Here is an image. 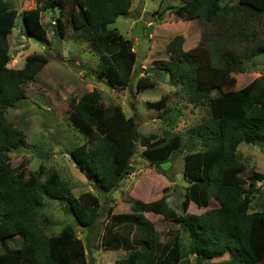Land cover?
Masks as SVG:
<instances>
[{"label":"trees","instance_id":"1","mask_svg":"<svg viewBox=\"0 0 264 264\" xmlns=\"http://www.w3.org/2000/svg\"><path fill=\"white\" fill-rule=\"evenodd\" d=\"M39 6L22 14V32L47 46V30L41 22L45 12L66 16L67 26L81 31L92 45L105 55L97 66L111 90H124L131 82L136 64L132 41L110 28L117 18L126 17L130 0H36ZM182 21L200 20L214 27L216 40L203 39L193 49L183 50L184 39L175 37L167 45L165 60L153 70L180 88L187 102L206 107L207 119L190 130L186 141L181 135L165 131L159 137L140 139L141 156L150 165L160 166L183 155L182 175L187 183L181 202L182 215L172 208L168 188L162 196L145 203L130 200V214H113L101 238L105 251H123L125 259L113 264H261L264 261V206L251 211L257 183L264 174L249 171L238 152L240 144L257 146L264 153V76L243 88L224 93L229 75L243 73L242 55L234 45L240 38L238 22L229 21V12L240 11L251 21L264 16V0H167ZM17 13L0 0V264H88L84 244L73 226H65L57 235H46V220L39 210L43 198L55 200L71 216L75 225L91 230L99 219L100 201L91 192L78 197L67 192V185L56 171L42 165L26 173L25 165L9 167V155L25 147L21 131L5 117L25 99L23 85L33 82L48 63L42 54L26 57L23 68H8L11 56L8 38L15 29ZM57 18V19H58ZM217 30H225L220 35ZM55 36L62 35L54 30ZM248 59L264 56V42L247 49ZM154 87L147 77L137 88ZM154 104H156L154 106ZM163 96L152 109L170 113ZM70 119L85 140L69 151V156L96 191L110 193L132 173L137 124L119 105L105 106L99 91L93 90L71 101ZM174 125V120H171ZM219 207L202 214H188L190 204L207 208L210 199ZM145 213L161 216L181 228L168 231L163 238L155 232ZM183 236L187 241L184 244ZM227 256L226 261L214 262Z\"/></svg>","mask_w":264,"mask_h":264},{"label":"rangeland","instance_id":"2","mask_svg":"<svg viewBox=\"0 0 264 264\" xmlns=\"http://www.w3.org/2000/svg\"><path fill=\"white\" fill-rule=\"evenodd\" d=\"M4 1L17 13L15 29L8 38L11 56L8 68H23L26 57L31 54H42L48 58V63L36 79L23 85L25 99L6 111L7 122L23 133L25 141L24 148L9 155L8 165L13 169L25 165L26 173L34 172L42 165L46 170L59 173L67 185V192L73 196L78 197L86 192L97 196L100 201V217L91 230L76 226L73 218L64 214L59 202L44 196L39 215L47 223L45 234L57 235L65 226L70 225L84 244L88 264H113L125 259L127 254L123 251H105L101 247L108 208L113 209V214H130V200L148 203L159 199L163 189L168 188L172 208L178 215H182L181 202L187 186L182 175L183 155L158 167L150 165L141 156L140 139L159 137L168 131L173 135H181L182 140L186 141L189 131L195 130L196 125L208 117L206 107L190 105L180 88L163 79L153 67L168 58L167 45L175 37H183V50L187 51L205 38L215 41L216 30L200 20L182 21L175 18L169 7L176 6L177 2L130 0L128 15L117 18L110 28L117 29L125 39L132 41L137 60L131 82L124 90L115 91L106 85L105 79L97 76V66L102 63L105 54L94 47L81 31L65 25L66 16L58 18L53 12L42 13L41 22L47 30L48 40L47 46H42L22 32V14L38 7L40 3L36 0ZM226 18L238 22L236 29L240 38L231 48L242 55L248 54L242 58L241 67L244 72L229 75L223 85L224 93L237 91L252 80L264 76V56L248 59L247 50L264 42V16L251 21L242 12L233 11ZM54 30H59L62 35L55 36ZM217 31L225 35V30ZM145 77L154 83V87L138 89L137 82ZM93 90L100 92L105 106L119 105L137 124L135 154L131 159L132 173L110 193L93 189L90 181L75 168L69 156L71 149L85 141L71 122L70 103L73 100L79 101ZM163 96L167 97L166 108L171 111L159 118L161 112L149 105ZM171 120H174V125ZM238 152L249 171L264 174L262 148L242 143ZM255 187L258 193L252 197L250 212H259L264 206V184L257 183ZM218 207V202L212 198L207 208L190 204L187 213L199 215ZM144 216L161 238L168 231L178 230L179 234L182 233L178 224L166 221L161 216L152 213H145ZM183 241L186 244L185 236ZM226 260L227 256L215 259L214 262Z\"/></svg>","mask_w":264,"mask_h":264}]
</instances>
